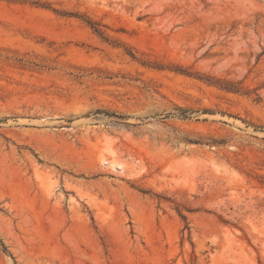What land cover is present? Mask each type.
Returning <instances> with one entry per match:
<instances>
[{"label": "rangeland", "instance_id": "obj_1", "mask_svg": "<svg viewBox=\"0 0 264 264\" xmlns=\"http://www.w3.org/2000/svg\"><path fill=\"white\" fill-rule=\"evenodd\" d=\"M0 264H264V0H0Z\"/></svg>", "mask_w": 264, "mask_h": 264}, {"label": "trees", "instance_id": "obj_2", "mask_svg": "<svg viewBox=\"0 0 264 264\" xmlns=\"http://www.w3.org/2000/svg\"><path fill=\"white\" fill-rule=\"evenodd\" d=\"M181 216H182L183 219H186V216L185 215L182 214Z\"/></svg>", "mask_w": 264, "mask_h": 264}]
</instances>
